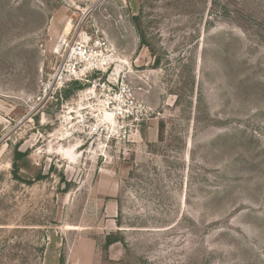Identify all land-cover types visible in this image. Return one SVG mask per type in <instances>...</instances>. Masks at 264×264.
<instances>
[{
	"label": "rangeland",
	"instance_id": "obj_1",
	"mask_svg": "<svg viewBox=\"0 0 264 264\" xmlns=\"http://www.w3.org/2000/svg\"><path fill=\"white\" fill-rule=\"evenodd\" d=\"M86 36L115 62L56 89ZM0 264H264V0H0Z\"/></svg>",
	"mask_w": 264,
	"mask_h": 264
},
{
	"label": "built area",
	"instance_id": "obj_2",
	"mask_svg": "<svg viewBox=\"0 0 264 264\" xmlns=\"http://www.w3.org/2000/svg\"><path fill=\"white\" fill-rule=\"evenodd\" d=\"M60 48L63 54L52 77L58 90L82 77L107 71L115 62L107 42L102 38L86 36L83 41L64 39L60 42ZM101 87L107 92L105 108L112 115L114 127L119 133L130 132L133 126L139 125L150 115L149 110L137 101L126 77L116 80L114 85L106 82Z\"/></svg>",
	"mask_w": 264,
	"mask_h": 264
},
{
	"label": "trees",
	"instance_id": "obj_3",
	"mask_svg": "<svg viewBox=\"0 0 264 264\" xmlns=\"http://www.w3.org/2000/svg\"><path fill=\"white\" fill-rule=\"evenodd\" d=\"M77 88H81V87H77ZM25 155L24 154H22V153H20V152H18V151H15V153H14V159H13V163H12V165H13V167L16 169V162L18 161V160H20L22 157H24ZM16 174V173H15ZM14 174V175H15ZM15 176H17V175H15ZM115 241H113V239H112V237L111 236H107V238H106V245L107 246H109V245H111V244H113Z\"/></svg>",
	"mask_w": 264,
	"mask_h": 264
},
{
	"label": "bare ground",
	"instance_id": "obj_4",
	"mask_svg": "<svg viewBox=\"0 0 264 264\" xmlns=\"http://www.w3.org/2000/svg\"><path fill=\"white\" fill-rule=\"evenodd\" d=\"M106 115L109 116V117L111 118V114L106 113Z\"/></svg>",
	"mask_w": 264,
	"mask_h": 264
}]
</instances>
